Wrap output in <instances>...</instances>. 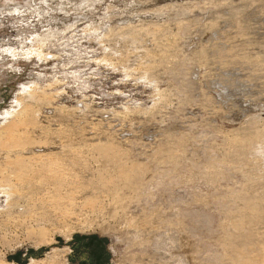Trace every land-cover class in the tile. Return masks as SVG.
<instances>
[{
	"label": "rangeland",
	"instance_id": "obj_1",
	"mask_svg": "<svg viewBox=\"0 0 264 264\" xmlns=\"http://www.w3.org/2000/svg\"><path fill=\"white\" fill-rule=\"evenodd\" d=\"M0 126V264H264V0H0Z\"/></svg>",
	"mask_w": 264,
	"mask_h": 264
},
{
	"label": "bare ground",
	"instance_id": "obj_2",
	"mask_svg": "<svg viewBox=\"0 0 264 264\" xmlns=\"http://www.w3.org/2000/svg\"><path fill=\"white\" fill-rule=\"evenodd\" d=\"M33 46H34V45H33ZM38 48H39V47H38ZM43 48H44V47H43ZM6 52L9 53V54H11L13 57H16V55L14 54L15 52L12 51L11 49H7ZM16 52H17V51H16ZM3 53H4V52H3ZM30 53H31V52H30ZM33 54H34V53H33ZM36 54H37L38 56H41V54H39L38 52H37ZM7 55H8V54H7ZM31 57H32V56H31ZM37 58H38V57H37ZM39 59H40V58H39ZM31 86H32V84H31ZM26 92H27V91H26ZM17 101H18V100H17ZM17 105H19V104H17ZM12 111H13V110H12ZM22 111H23V109H22ZM25 111H26V110H25ZM8 112H9V111H8ZM21 113H22V112H21ZM25 113H26V112H25ZM13 114H14V113H13ZM19 114H20V113H19ZM29 114H30V113H29ZM6 116H7V117L11 116V113H6ZM16 116H17V115H16ZM3 117H4V116H3ZM26 117H27V116H26ZM3 119H4V118H3ZM15 119H16V118H15ZM22 119H24V118H22ZM5 120H7V118H5L4 121H5ZM12 120H13V119H12ZM12 120H11V121H12ZM24 121H25V120H24ZM4 123H5V122H4ZM14 123H15V122H14ZM14 123H13V124H14ZM17 124H18V123H17ZM23 124H24V123H23ZM10 125H11V124H10ZM10 125H9V126H10ZM15 126H17V125H15ZM14 128H15V127H14ZM14 128H12V129H14ZM17 129H18V128H17ZM0 130H1V126H0ZM9 131H11V130H9ZM6 133H7V132H6ZM6 133H5V134H6ZM7 135H8V134H7ZM11 136H12V133H11ZM3 138H4V137H3ZM13 139H14V138H13ZM13 139H12V140H13ZM25 139H26V138H25ZM21 140H22V139H21ZM17 141H18V140H17ZM15 142H16V141H15ZM9 143H10V142H9ZM17 145H18V144H17ZM8 146H9V145H8ZM54 165H56V164H54ZM49 168H50V167H49ZM49 168H48V169H49ZM4 170H5V169H4ZM46 170H47V169H46ZM20 171H21V170H20ZM25 171H26V170H25ZM2 173H3V172H2ZM20 173H21V172H20ZM17 176H18V175H17ZM21 176H22V175H21ZM20 178H21V177H20ZM25 186H26V185H25ZM14 192H15V191H14ZM2 264H3V263H2Z\"/></svg>",
	"mask_w": 264,
	"mask_h": 264
}]
</instances>
